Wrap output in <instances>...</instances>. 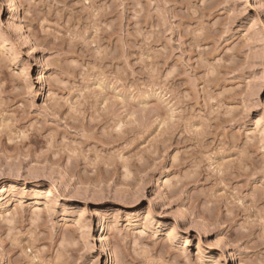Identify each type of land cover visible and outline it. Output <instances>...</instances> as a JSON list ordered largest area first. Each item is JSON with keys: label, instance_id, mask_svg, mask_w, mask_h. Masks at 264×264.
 <instances>
[{"label": "rangeland", "instance_id": "374dc122", "mask_svg": "<svg viewBox=\"0 0 264 264\" xmlns=\"http://www.w3.org/2000/svg\"><path fill=\"white\" fill-rule=\"evenodd\" d=\"M0 264H264V0H0Z\"/></svg>", "mask_w": 264, "mask_h": 264}, {"label": "bare ground", "instance_id": "6f19581e", "mask_svg": "<svg viewBox=\"0 0 264 264\" xmlns=\"http://www.w3.org/2000/svg\"><path fill=\"white\" fill-rule=\"evenodd\" d=\"M8 1H10V0H8ZM23 36V35H22ZM158 181H160V179L158 180ZM163 184V181L161 180V182H160V186ZM159 185H157V186H159ZM158 188H161V187H158Z\"/></svg>", "mask_w": 264, "mask_h": 264}]
</instances>
